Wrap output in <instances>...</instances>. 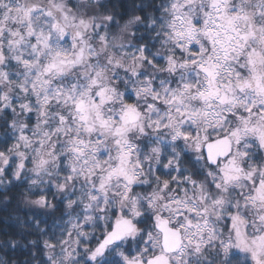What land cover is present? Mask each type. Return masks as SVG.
I'll return each mask as SVG.
<instances>
[{"label":"snow or ice","instance_id":"obj_1","mask_svg":"<svg viewBox=\"0 0 264 264\" xmlns=\"http://www.w3.org/2000/svg\"><path fill=\"white\" fill-rule=\"evenodd\" d=\"M0 264H264V0H0Z\"/></svg>","mask_w":264,"mask_h":264},{"label":"trees","instance_id":"obj_2","mask_svg":"<svg viewBox=\"0 0 264 264\" xmlns=\"http://www.w3.org/2000/svg\"><path fill=\"white\" fill-rule=\"evenodd\" d=\"M26 211V209H17L15 204L7 208L0 204V236L4 233L14 234L17 231V224L13 217Z\"/></svg>","mask_w":264,"mask_h":264}]
</instances>
